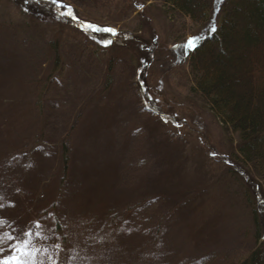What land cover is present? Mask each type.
<instances>
[{"label": "rangeland", "instance_id": "obj_1", "mask_svg": "<svg viewBox=\"0 0 264 264\" xmlns=\"http://www.w3.org/2000/svg\"><path fill=\"white\" fill-rule=\"evenodd\" d=\"M64 2L118 35L104 47L109 33L79 29L43 0H0V231L40 219L45 235L62 234L52 212L109 234L86 250L77 228L37 241L49 253L66 243L63 264L78 242L80 256L101 258L72 264H239L264 240V187L259 205L257 183L232 161L237 135L195 89L186 48L218 26L222 0L203 21L165 0Z\"/></svg>", "mask_w": 264, "mask_h": 264}, {"label": "trees", "instance_id": "obj_2", "mask_svg": "<svg viewBox=\"0 0 264 264\" xmlns=\"http://www.w3.org/2000/svg\"><path fill=\"white\" fill-rule=\"evenodd\" d=\"M165 2L193 21H203L213 12L215 0ZM221 13L216 31L197 42L190 54V71L195 89L207 98L223 127L236 133L237 154L232 161L236 170L246 174L247 184L257 183L252 189L260 205L264 187V0H222ZM61 19L85 30L84 22L67 16ZM54 51L56 56L55 46ZM68 156L69 148L61 145L64 169ZM239 162L248 165L253 175L242 171ZM256 237L263 236L256 233ZM239 264H264V240Z\"/></svg>", "mask_w": 264, "mask_h": 264}, {"label": "snow or ice", "instance_id": "obj_3", "mask_svg": "<svg viewBox=\"0 0 264 264\" xmlns=\"http://www.w3.org/2000/svg\"><path fill=\"white\" fill-rule=\"evenodd\" d=\"M29 2L30 0H25V3ZM36 2L41 3V0H36ZM218 2H220V0H218ZM43 3L54 12L57 18L69 16L73 20L78 19L71 5L66 4L64 0H43ZM140 7H142V5ZM25 11H27V9H25ZM83 27L86 31L109 33V37L99 41L104 47L110 45L112 43V37L118 35L117 30L112 27H101L90 22H84ZM210 31H216L214 22L211 25ZM198 39V36L189 37L186 41V48L188 50L194 49L197 46L196 41ZM16 191H20V189L17 188ZM0 199H3L2 194H0ZM8 206L15 207V205L11 202H9ZM4 207L5 205L0 203V208ZM48 217L52 219L53 225L60 224V226L64 229L62 234H57L53 227L47 229L51 235H45L46 229L40 219L32 221L30 226H17L11 227L10 231H0V264H45V260L43 258L45 254H47L49 264H63L60 259V253L64 252L68 247L66 243H56L52 245L51 247L53 252L49 253L48 247H37V241H49L53 236H55L57 241H67L69 236L73 234L70 232V229L72 228H77L79 230V238H81V242L84 245V249L81 250H86L88 247H92L95 244H102L109 238V234L107 233L101 235V233L104 232V227H101L99 230H94L93 227H91L95 224L94 218H80L75 222L69 220L68 218H62L63 223H61V219H57L52 212L48 213ZM4 223V218L0 217V228H3ZM125 223L127 222L125 221ZM86 225L89 227H86ZM79 248L80 243L78 242L71 249L73 255L69 258V264H72L73 261L78 259L83 261H92L101 258L88 255L80 256L77 251ZM53 253L55 258H53ZM38 254L40 259H37Z\"/></svg>", "mask_w": 264, "mask_h": 264}]
</instances>
